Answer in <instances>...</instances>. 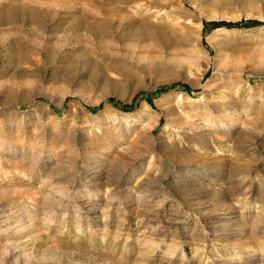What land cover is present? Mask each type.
Here are the masks:
<instances>
[{"label":"rangeland","instance_id":"374dc122","mask_svg":"<svg viewBox=\"0 0 264 264\" xmlns=\"http://www.w3.org/2000/svg\"><path fill=\"white\" fill-rule=\"evenodd\" d=\"M192 1L0 0V264H264V0Z\"/></svg>","mask_w":264,"mask_h":264},{"label":"bare ground","instance_id":"6f19581e","mask_svg":"<svg viewBox=\"0 0 264 264\" xmlns=\"http://www.w3.org/2000/svg\"><path fill=\"white\" fill-rule=\"evenodd\" d=\"M185 1H187L188 3L193 4V5L195 4L194 1H192V0H185ZM180 3H181V2H180ZM181 4H182V3H181ZM178 6H179V5H177V7H178ZM157 7H158L159 10H164V11H165V4H163V3H162V4H159ZM177 7H176V8H177ZM180 8H181V6H180ZM181 10H183V9H181ZM183 11H185V12H184V15H182V17L180 16L179 13H177V14H179V16H180L182 19L186 20L187 18H189V15H190V14H189V12H188L187 9H185V10H183ZM181 12H182V11H181ZM179 16H178V17H179ZM180 17H179V18H180ZM189 19H190V18H189Z\"/></svg>","mask_w":264,"mask_h":264},{"label":"trees","instance_id":"16d2710c","mask_svg":"<svg viewBox=\"0 0 264 264\" xmlns=\"http://www.w3.org/2000/svg\"><path fill=\"white\" fill-rule=\"evenodd\" d=\"M258 22H252V21H250V22H247L246 24H257ZM213 25L214 26H217V25H222V23H213ZM226 25H232V24H226Z\"/></svg>","mask_w":264,"mask_h":264}]
</instances>
